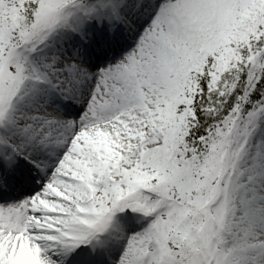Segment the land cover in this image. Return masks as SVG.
I'll list each match as a JSON object with an SVG mask.
<instances>
[{"label":"snow or ice","instance_id":"snow-or-ice-1","mask_svg":"<svg viewBox=\"0 0 264 264\" xmlns=\"http://www.w3.org/2000/svg\"><path fill=\"white\" fill-rule=\"evenodd\" d=\"M0 264H264V0H0Z\"/></svg>","mask_w":264,"mask_h":264}]
</instances>
